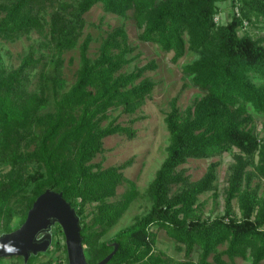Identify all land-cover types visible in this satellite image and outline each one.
Returning a JSON list of instances; mask_svg holds the SVG:
<instances>
[{"label":"trees","instance_id":"1","mask_svg":"<svg viewBox=\"0 0 264 264\" xmlns=\"http://www.w3.org/2000/svg\"><path fill=\"white\" fill-rule=\"evenodd\" d=\"M224 1L0 0V38L16 41L34 31L44 38L17 66L7 65L0 51V167L10 166L0 172V233L21 226L37 197L51 188L62 192L81 216L90 264L112 252L115 243L119 247L107 264H229L225 255L234 262L249 252L251 264L264 260V196L252 184L256 177L264 179V140L250 111L264 115V39L241 36L243 20L236 14L217 24L218 4ZM240 1L243 17L264 16V0ZM97 4L118 16L131 12L139 39L173 52L174 63L188 51L198 53L183 72L204 92L186 111L176 99L171 102L165 118L167 155L146 190L151 207L109 240L104 235L140 193L122 171L131 162L104 168L92 160L103 152L106 137H134L132 127L104 122L113 108L136 113L154 90L155 81L144 73L156 63L123 71L137 49L123 25L109 31L91 57V36L80 39L85 14ZM76 47L80 65L68 87L63 54ZM232 147L239 152L228 178L224 214L203 219L200 195L213 191L217 196L220 162L211 163L196 181L181 166L190 158L221 156ZM124 182L129 188L112 200ZM234 199L240 216L233 210ZM16 216L20 221L14 226ZM158 230L176 242L184 259L156 250ZM9 258L14 260L10 264H35L38 256L27 263L22 256Z\"/></svg>","mask_w":264,"mask_h":264},{"label":"rangeland","instance_id":"2","mask_svg":"<svg viewBox=\"0 0 264 264\" xmlns=\"http://www.w3.org/2000/svg\"><path fill=\"white\" fill-rule=\"evenodd\" d=\"M218 6L219 12L215 15L217 24L227 23L231 16L236 14L243 20L238 29L241 36L249 35L254 39H264V16H252L251 19L243 17L240 0H227L220 2ZM131 14L130 12L126 17L111 14L105 12L101 4H97L85 14L87 23L80 39V43H82L85 37L91 36L92 42L89 48V55L96 57L107 33L114 27L123 25L128 32L129 42L137 47L130 55L133 58L132 63L126 66L123 71L131 72L152 61L156 63L154 69H148L144 73V77L151 78L156 85L136 113H125L121 107L113 108L109 111L110 118L104 122V124H108L110 121L116 120V123L130 126L135 130L134 137H129L127 134H114L106 137L104 139L103 152L92 160L93 163H99L104 168L131 162L122 171L126 178L136 183L140 193L119 222L104 235L103 238L106 240L111 239L122 228L133 224L137 218L146 214L151 207L146 190L167 155L170 134L165 118L171 110L173 99L177 100V105L182 111H186L197 99L204 95V92L195 87L191 79L183 72V65L197 59L199 54L188 51L178 62H172L173 52H165L157 44L143 42L139 39L140 29ZM43 39L35 31L29 35H24L16 41L0 38V51L5 63L13 66L19 65L31 45H37V43L44 41ZM63 58V76L67 81V86L70 87L76 80L77 70L80 65L79 47L64 52ZM250 111L257 125L258 136L261 140H264V115L256 113L252 107H250ZM238 152V148L232 147L221 156L200 159L190 158L181 166V168L186 169V175L189 180L196 181L204 176L211 163L220 162L217 168V196L213 195V191L200 195V214L203 219L214 218L224 214L228 178L231 167L235 163L234 156ZM256 160H258V157H256ZM9 169L10 166L0 167V172L6 173ZM249 169L252 170L253 168L250 167ZM252 184L253 186L259 185L260 194L264 196V179L256 177L253 179ZM128 188V183L124 182L118 187L117 195L111 199L121 198ZM178 188L174 187V190ZM93 208V205L88 206L86 214L90 215ZM233 210L240 216L237 199L233 200ZM19 221L20 217L16 216L13 225L16 226ZM53 229V243L50 249L39 253L35 264H69L66 238L62 227L57 224ZM155 248L157 251L164 252L165 255L174 259H184V252L178 250L176 242L164 230H158ZM225 248L226 244L220 246V250ZM224 259L229 264H251L250 252L248 257H237L234 262H231L227 255L224 256ZM210 260L213 261V257H210ZM12 261L14 260L7 257L0 260V264H10ZM260 264H264V260Z\"/></svg>","mask_w":264,"mask_h":264},{"label":"water","instance_id":"3","mask_svg":"<svg viewBox=\"0 0 264 264\" xmlns=\"http://www.w3.org/2000/svg\"><path fill=\"white\" fill-rule=\"evenodd\" d=\"M60 225L66 238L69 264H90L81 234V216L62 192L48 188L29 209L26 220L11 232L0 233V257L22 256L25 263L30 257L46 252L53 243L54 227ZM119 247L95 264H107Z\"/></svg>","mask_w":264,"mask_h":264}]
</instances>
